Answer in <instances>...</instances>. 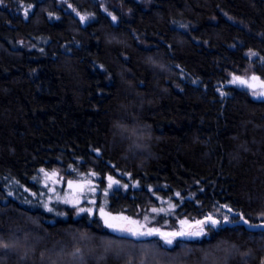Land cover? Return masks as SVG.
<instances>
[{
  "label": "trees",
  "instance_id": "obj_1",
  "mask_svg": "<svg viewBox=\"0 0 264 264\" xmlns=\"http://www.w3.org/2000/svg\"><path fill=\"white\" fill-rule=\"evenodd\" d=\"M246 74L264 80V0H0V264H264L240 223L264 227V100L226 85ZM44 171L113 177L115 214L219 225L120 236L47 210Z\"/></svg>",
  "mask_w": 264,
  "mask_h": 264
},
{
  "label": "rangeland",
  "instance_id": "obj_2",
  "mask_svg": "<svg viewBox=\"0 0 264 264\" xmlns=\"http://www.w3.org/2000/svg\"><path fill=\"white\" fill-rule=\"evenodd\" d=\"M65 1V0H62ZM68 9L71 10L74 15L81 21L84 25L86 24L91 15L79 13L73 6L68 5ZM81 17H84L82 20ZM115 20V19H114ZM116 21V20H115ZM235 77H239L240 80L246 81L245 84L239 83V81L234 80ZM255 77L256 79H253ZM226 85L236 86L240 89L246 90L254 99L264 100V80L259 76L253 74H246L243 76H233ZM47 174V175H46ZM106 178L107 187L105 190L100 189L98 184V177L91 173L87 179L84 180H66L58 171L53 172H43L42 175V185L44 188L43 199L45 200V208L47 210H52L57 206H69L76 207L80 213L89 212L91 215L97 214L102 220L103 225L112 233L132 237L135 239H147V238H158L164 245L172 247L179 240H200L208 236L209 230L216 228L206 220H195L182 219L178 222V226L175 229H164L159 226H154L149 223L146 219H139L131 217L126 214H115L109 212L105 209L104 204L101 203L100 206L97 205V196L99 194L108 195L111 190L116 187H122L121 183L116 179L111 177ZM126 186V185H124ZM123 186V188H125ZM83 209V211H81ZM221 223L228 222L229 220H219ZM107 223L119 224L128 228H131L137 232L140 231H150L156 230L159 234H153L148 236H134L130 234H120L114 232L111 228L107 226ZM173 233H201L199 235H176L173 238L172 245L165 243L166 237H171Z\"/></svg>",
  "mask_w": 264,
  "mask_h": 264
},
{
  "label": "snow or ice",
  "instance_id": "obj_3",
  "mask_svg": "<svg viewBox=\"0 0 264 264\" xmlns=\"http://www.w3.org/2000/svg\"><path fill=\"white\" fill-rule=\"evenodd\" d=\"M81 19L83 20L84 17H81ZM115 19V17L113 18ZM252 55H255V53H252ZM253 79H256L255 77H253ZM234 80L236 81H239V83L241 84H245L246 81H243V80H240L239 77H235ZM262 95H264V93H261ZM43 171V170H41ZM47 175V174H46ZM111 180V177L109 178ZM81 211H83V209H81ZM153 211H156L155 209H153ZM211 219V218H209ZM213 223H215V221H213ZM107 226L109 228H111L114 232H117V233H120V234H130V235H134V236H148V235H153V234H159L158 232H156V230H150V231H147V232H144V231H140V232H137L131 228H128V227H125V226H122V225H119V224H112V223H107ZM201 233H173L171 234V237H166L165 238V243L168 244V245H172L173 243V238L176 236V235H199ZM10 245L8 243H5L3 241H0V247H3V248H8ZM79 251V250H77Z\"/></svg>",
  "mask_w": 264,
  "mask_h": 264
},
{
  "label": "water",
  "instance_id": "obj_4",
  "mask_svg": "<svg viewBox=\"0 0 264 264\" xmlns=\"http://www.w3.org/2000/svg\"><path fill=\"white\" fill-rule=\"evenodd\" d=\"M215 221V223H213ZM208 222L212 223L215 226L219 225V222L213 219H209ZM240 223L246 225L250 230H258V229H263L264 227L261 225H250L246 220H242Z\"/></svg>",
  "mask_w": 264,
  "mask_h": 264
},
{
  "label": "bare ground",
  "instance_id": "obj_5",
  "mask_svg": "<svg viewBox=\"0 0 264 264\" xmlns=\"http://www.w3.org/2000/svg\"><path fill=\"white\" fill-rule=\"evenodd\" d=\"M208 222V221H207Z\"/></svg>",
  "mask_w": 264,
  "mask_h": 264
}]
</instances>
